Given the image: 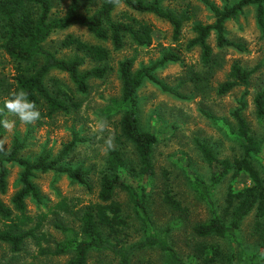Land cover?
<instances>
[{
	"label": "trees",
	"instance_id": "16d2710c",
	"mask_svg": "<svg viewBox=\"0 0 264 264\" xmlns=\"http://www.w3.org/2000/svg\"><path fill=\"white\" fill-rule=\"evenodd\" d=\"M187 1V0H184ZM213 15L212 24L195 23V38L188 49L200 48L203 69L188 71V79L195 92L205 93L212 89L211 81L217 69L221 68L219 58L214 55L209 39L215 35L219 48H234L244 51L243 46L230 42L226 24L237 21L248 7L256 9L257 24L264 36V0H236L231 5L217 7L210 0H198ZM163 0H0V52L10 58L15 76L10 80L0 76V99L4 102L11 92L22 88L35 101L41 111V118L54 120L59 116L71 117L82 108L80 96L90 93V81L105 80L113 72L110 66L112 53L121 52L129 40L137 49H146L153 44L154 26L144 20L123 14L117 19L116 11L126 8L140 15H152L171 25L174 41L178 42L186 23L192 15L189 9L182 13L165 9ZM57 4V6H55ZM66 5L63 11L62 5ZM86 28L100 42L87 43L73 35L63 40L62 48L77 53L74 58L62 59L45 48L51 36L71 27ZM106 44H111L110 49ZM95 67L83 72L86 62ZM136 58L119 64L121 96L112 100L113 111L121 115L115 144H131L137 156V163L127 160L125 153L110 149L105 164L99 171L75 168L67 163L68 158L82 140L77 136L70 144L54 156L51 151L35 159L23 158L27 148L24 140L16 135L10 149L0 152V244L7 246L14 256L19 255L29 242H35L42 249L46 239L43 228L51 217L59 221L55 227L66 239L55 252L45 255L70 256L67 264H89L92 254H104L117 264H134L135 258L147 251L160 252L163 264H261L264 254L252 253L245 248L241 239L243 222L255 213V233L264 244V148L254 137L244 112L248 109L245 98L249 94L252 80L261 67L253 70L235 63L226 81L217 86L216 93L224 97L237 89L245 94L232 116L237 125V140L242 155L221 160L200 140L195 143L210 170V181L206 182L195 174L188 176L193 192L206 204L210 220L193 226L194 254L181 256L171 240V228L161 229L153 218L152 197L158 190V173L154 153L158 136L142 129L139 120L137 93L145 81L157 84L164 92L176 94L155 74L168 64H183L179 54L168 52L161 60L148 67L134 71ZM66 74L70 84L53 78L52 72ZM254 106L258 121L264 125V90L257 92ZM6 110L0 119L6 118ZM4 128L0 126V136ZM29 136V134H28ZM263 162V163H262ZM9 166L21 169L19 190L11 198L10 205L4 197L9 191ZM53 173L79 184L85 191L95 195L87 206L77 209L73 200L62 198L46 211V202L37 184L38 174ZM94 174L98 178L94 179ZM231 176L233 180L247 177L251 184L241 191L229 188L227 194V215L224 220L213 199V191ZM164 185L160 193L164 204L182 219L189 211L178 199L171 184L169 171L163 172ZM126 202L120 200V195ZM29 203L36 204L40 213L33 215ZM45 207V208H44ZM128 208V211H126ZM46 209V210H44ZM42 211V212H41ZM74 217L77 224L72 227L66 221ZM139 224L141 238L133 240L131 229ZM221 239L233 246V252L225 253L221 245L208 242ZM42 252V253H43ZM146 262L140 261L139 264ZM154 264V263H147Z\"/></svg>",
	"mask_w": 264,
	"mask_h": 264
},
{
	"label": "rangeland",
	"instance_id": "374dc122",
	"mask_svg": "<svg viewBox=\"0 0 264 264\" xmlns=\"http://www.w3.org/2000/svg\"><path fill=\"white\" fill-rule=\"evenodd\" d=\"M150 1V0H147ZM163 7L182 13L188 10L192 15L190 23H186L182 36L178 42L174 41L171 25L152 15H140L126 8L120 7L116 11L117 19L123 14L136 17L139 20L149 22L154 26L153 44L146 49H137L127 40L126 47L118 53H112L110 66L113 72L105 80L90 81V93L88 96H80L82 102L81 111L71 117L59 116L54 120L40 118L32 124H25L16 116L6 111V119L14 121V127L4 129L0 136V152L7 153L16 135L22 140L27 138V148L21 154L23 158L35 159L45 152L51 151L56 156L65 145L74 141L77 136L82 140L78 147L68 158L67 163L72 167L99 171L106 162L110 149H118L125 153L129 162L136 164L137 156L131 144H115V133L121 119V115L112 109V100L121 96V81L118 75L119 64L127 59L136 58L134 71L151 66L162 59L164 54L173 52L179 54L183 64H168L162 67L155 76L176 94L164 92L157 84L145 81L138 90L139 120L143 130L155 133L158 143L155 148L154 159L158 173V190L153 192L152 206L153 218L157 227L161 229L171 228V240L177 251L187 258L194 254L193 226L206 223L210 220L208 207L193 192L189 185L188 176L195 174L206 182L210 181V170L195 143L200 140L205 143L221 160L233 159L242 155V150L237 140V125L232 113L240 107L245 90L237 89L227 96L219 97L216 93L217 86L224 83L231 67L235 63L244 68L253 70L261 67L252 80L249 94L245 98L248 109L244 112L245 118L250 124L255 139L264 148V125L256 116L254 99L257 92L264 90V36L257 24L256 9L248 7L245 14L237 21L226 24L227 38L230 42L243 46L244 51L234 48L221 49L218 47L215 35L209 39V45L214 55L219 58L221 68L217 69L211 81L212 89L205 93L195 92L194 85L188 79V71L200 72L202 66V52L200 48L188 49L189 43L195 38L193 26L195 23L212 24L213 15L208 8L198 0H163ZM236 0H210L217 7L231 5ZM63 4V11L66 10ZM57 6V4L55 5ZM69 35H73L87 43L99 44L100 42L86 28L74 26L65 31L54 33L45 48L62 59L74 58L77 53L73 50L62 48V42ZM112 49L111 44H106ZM95 67V64L87 61L82 71L86 72ZM0 76L12 80L15 76L14 65L10 58L0 52ZM60 79L70 84L66 74L52 72L51 79ZM50 81V82H49ZM3 101L0 99V108ZM1 114V113H0ZM103 122V131L98 129ZM29 134V136H28ZM263 163V162H262ZM171 174V184L178 199L189 210L179 219L162 201L160 191L163 188V172ZM9 191L4 197L6 204L10 205L11 198L19 190L21 169L17 166H9ZM98 175L94 174L96 180ZM37 184L46 202V211L59 202L62 198H69L78 206L77 209L87 206L95 195L85 191L79 184L66 177H60L53 173L38 174ZM250 180L241 176L233 180L227 177L222 184L213 191V199L220 216L230 221L227 215V194L229 188L238 192L249 187ZM120 200L126 202V197L120 195ZM45 208V207H44ZM29 210L33 215L40 213L36 204L29 203ZM39 210V211H38ZM128 211V208H126ZM42 212V211H41ZM59 221L57 217H51L43 228L46 239L42 242V249L47 252H55L57 246L65 241L66 237L56 227ZM72 227L77 228L74 217L66 221ZM255 213L249 216L241 226V239L245 248L252 253L264 254V244L255 233ZM139 224L134 222L131 234L133 240L141 238ZM208 242L221 245L225 253L233 252V246L221 239H213ZM35 243L29 242L24 251L17 256L11 250L0 244V264H67L70 256L45 255V252ZM43 252V253H42ZM140 261L163 264L160 252L147 251L139 254L134 264ZM89 264H117L111 257L104 254H92ZM199 264H202L201 262ZM227 264V263H220ZM264 264V263H261Z\"/></svg>",
	"mask_w": 264,
	"mask_h": 264
},
{
	"label": "clouds",
	"instance_id": "9594fccd",
	"mask_svg": "<svg viewBox=\"0 0 264 264\" xmlns=\"http://www.w3.org/2000/svg\"><path fill=\"white\" fill-rule=\"evenodd\" d=\"M7 111L9 114L16 116L20 121L25 124H32L41 118V111L36 105L35 101L29 98V94L22 88H18L11 92L9 98L4 100L3 107L0 108V113ZM0 126L4 129H12L14 121L8 119H0ZM104 123L98 125L100 131L104 130Z\"/></svg>",
	"mask_w": 264,
	"mask_h": 264
}]
</instances>
